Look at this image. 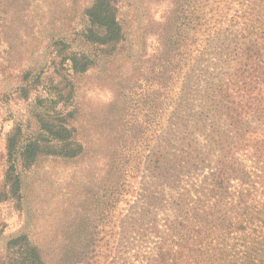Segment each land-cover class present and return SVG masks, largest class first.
I'll return each instance as SVG.
<instances>
[{
	"label": "rangeland",
	"instance_id": "rangeland-1",
	"mask_svg": "<svg viewBox=\"0 0 264 264\" xmlns=\"http://www.w3.org/2000/svg\"><path fill=\"white\" fill-rule=\"evenodd\" d=\"M116 1L123 42L89 72L74 76L64 61L67 54L98 53L81 39L92 0H3L0 193L6 190L7 138L18 128L21 146L42 134L36 116L66 120L83 152L71 160L40 155L29 169H19L20 198L0 204V264H15L22 256V248L9 246L22 235L43 251L46 264H71V248L91 242L92 233L93 264H145L152 249L139 235L115 247L121 225L148 207V196L156 192L165 207L157 209L158 219L168 220L173 183L179 193L189 190L190 204L207 188L208 170L176 172L170 181L158 182L146 168L155 136L178 141L183 128L176 114L189 130L194 126L202 87L225 70L227 55L209 38L200 45L195 27L200 0ZM223 2L230 10L240 7ZM114 161L126 166L125 189L111 200L107 216L105 195L113 183L107 164ZM245 165L251 169L249 160Z\"/></svg>",
	"mask_w": 264,
	"mask_h": 264
},
{
	"label": "trees",
	"instance_id": "trees-1",
	"mask_svg": "<svg viewBox=\"0 0 264 264\" xmlns=\"http://www.w3.org/2000/svg\"><path fill=\"white\" fill-rule=\"evenodd\" d=\"M200 2L195 18L200 45L203 38L216 41V50L227 55L225 70L204 83L201 115L191 130L176 114L177 124L183 128L178 141L171 134L173 142L162 133L155 136L146 169L158 182L170 181L176 172L208 170L204 179L207 188L201 191L202 198L190 204L189 190L179 193L178 184L173 183L170 191L176 196L170 197L171 215L164 221L156 213L160 207L165 209L157 201L161 193L151 194L148 207L121 225L115 247L139 235L152 249L144 257L145 264H264V0H229L240 5L235 10L223 0ZM2 3L0 0V36L5 33ZM231 11L235 15L230 16ZM84 16L88 26L81 39L98 53L67 54L64 61L74 76L89 72L99 57L115 52L124 39L116 0H92ZM174 73L167 79L171 81ZM190 101L185 100L187 111ZM36 117L42 134L21 146L18 128L7 138L6 190L0 193V204L20 198L19 169H29L40 155L71 160L83 152L66 120ZM113 163L107 164L113 182L105 195L107 216L109 203L125 189L126 166L120 161ZM93 235L91 242L71 248V264H93L97 258ZM9 246L22 248L15 264H46L43 251L31 245L25 235L11 240Z\"/></svg>",
	"mask_w": 264,
	"mask_h": 264
}]
</instances>
